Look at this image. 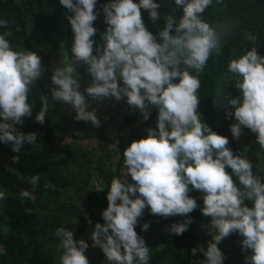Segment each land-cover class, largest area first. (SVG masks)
<instances>
[{
    "label": "clouds",
    "instance_id": "clouds-1",
    "mask_svg": "<svg viewBox=\"0 0 264 264\" xmlns=\"http://www.w3.org/2000/svg\"><path fill=\"white\" fill-rule=\"evenodd\" d=\"M60 3L71 13L70 62L52 71L51 96L39 97L41 108L35 122L45 124L49 100L53 105H68L76 113V121L89 122L96 128L101 121L95 109L88 110L90 101H124L144 120L149 119L150 109L158 113L156 129H147V138L133 141L123 151L127 175L123 181L111 180L108 206L102 212L104 223L95 225L90 236L92 247L102 250L108 264H147L150 250L134 230L144 210L148 208L151 215L167 219L187 217L199 208L202 216L211 218V240L206 250L201 245L191 249L192 256L200 253L204 257L192 264H223L226 257L218 245L233 233L243 238L242 252L251 251L244 256V264H264L262 178L253 172V164L245 155L248 149L234 154L228 138L212 131L198 111L199 76L211 56L222 54L225 38L232 35L228 25H210L204 20L202 14L212 0H174L182 15L178 20L166 15L158 36L145 26L141 9L154 23L161 19L159 3L111 0L100 6L107 25L100 44L93 39L98 31L93 24L100 15L97 0ZM0 28L5 29L0 34V142L19 154L25 144L35 145L38 139L35 133L18 131L16 125H22V118L32 117L29 93L46 69L36 52L12 49L9 38L13 32L8 20L0 19ZM173 30L176 35L170 34ZM244 38L253 45L257 40L250 33H245ZM243 51L245 54L227 64L225 75L229 81L235 80L239 94L230 101L226 118L234 117L236 121L230 125L233 139L238 140L246 128L256 135L255 142L264 150V56L258 54L256 46ZM73 64L86 66L90 75L84 92L79 91L81 85ZM176 80L179 82L174 83ZM19 159V155L11 157L13 164H18ZM6 170L18 180L27 179L34 188L39 184V175L25 178L12 167ZM129 175L134 183L128 182ZM44 187L54 189L50 182ZM192 190L201 194L202 207L190 197ZM19 197L35 202L28 190H22ZM4 198L5 192L0 191V200ZM245 201L253 207L246 206ZM191 223L190 218L184 219L173 223L168 231L181 236ZM148 227L145 223L142 230ZM55 236L62 251L59 264H89L85 240H74V232L63 226L56 229Z\"/></svg>",
    "mask_w": 264,
    "mask_h": 264
},
{
    "label": "trees",
    "instance_id": "trees-1",
    "mask_svg": "<svg viewBox=\"0 0 264 264\" xmlns=\"http://www.w3.org/2000/svg\"><path fill=\"white\" fill-rule=\"evenodd\" d=\"M109 2L111 0H97L96 11L100 15L93 24L98 30L93 37L97 44L102 43L101 35L107 27L100 6ZM133 2L139 3V0ZM154 2L160 4L158 12L161 19L153 23L147 11L141 9V13L145 26L153 35L158 36L164 27L166 15L171 14L178 20L182 9L176 8L174 0ZM70 15L60 0H0V19L8 20L9 30L13 32L9 38L12 49L36 52L46 69L42 79L29 93V102L33 105L32 117L22 118V125H16L17 130L25 135L35 133L38 138L36 144H25L17 154L10 145L0 142V191L5 192V198L0 200V264H59L62 251L58 248L56 229L63 226L73 231L75 240L77 226L81 227L84 221L102 224L100 218L107 208L106 197L111 180L123 179L120 172L123 151L133 141L147 138L146 130H155L157 126L156 109H150L149 119L144 120L139 111L131 109L124 101L117 102L114 99L112 101L118 113L117 127L112 128L114 140L117 141L115 149L110 148L111 141L106 137L107 127L102 119L104 114L97 111L99 104L106 103L108 99L103 102L90 101L88 110H96L101 121L99 128L89 122L76 121V113L68 105H53L51 100L45 124L41 126L35 122V116L41 108L39 97L42 94L51 96L49 88L54 63H60L61 59L65 64L70 62ZM202 15L210 25L231 27L232 35L225 38L222 54L211 56L199 76L201 88L197 93L200 98L198 111L212 131L228 138L234 154L248 149L245 155L253 164L254 174L261 177L264 183V150L255 142L256 135L245 128L244 134L235 140L230 132V125L236 121L234 117L226 118V112L231 110L230 101L239 93L235 88V80L229 81L225 75L228 62L245 54L244 49L250 50L256 46L258 54L264 56V0H212ZM4 31L0 28V34ZM245 33L257 37L255 45L244 38ZM170 34L176 35L174 30ZM158 42L162 40L158 39ZM93 54H96L95 51ZM73 67L85 89L91 79L85 70L86 66L77 67L73 64ZM192 74L195 75L194 72ZM46 84L48 87H45ZM85 95L86 100H90ZM68 138L72 141L67 142ZM94 138L103 141L100 148L85 143ZM14 155L20 157L18 164L12 163L11 157ZM7 167L16 169L25 178L39 175L38 186L34 188L27 179L18 180L16 175L7 172ZM226 171L231 174L230 169ZM233 180L239 183L235 176ZM47 182L54 185V189H46L44 185ZM129 183H134L131 177ZM102 188L103 191H96ZM22 190L30 191L35 196V202L21 200L19 194ZM189 195L196 198L198 205L203 206L198 191L192 190ZM245 204L249 208L253 207L249 201H245ZM37 209L38 212L35 211ZM188 218L192 223L186 233L181 236L170 234L168 229L173 223ZM210 220V217L202 216L199 208L187 217L173 216L167 219L151 215L146 208L134 230L144 238L150 250L147 264H192L194 260H203L200 253L192 256L191 249L198 245L207 249V242L211 240L208 234ZM145 223L149 225L147 231L142 230ZM242 239L239 234L233 233L218 245L226 257L223 264H239L244 262V256L251 254L250 250L242 252ZM84 240L89 245L85 255L92 260L95 258L92 242L87 235Z\"/></svg>",
    "mask_w": 264,
    "mask_h": 264
},
{
    "label": "rangeland",
    "instance_id": "rangeland-1",
    "mask_svg": "<svg viewBox=\"0 0 264 264\" xmlns=\"http://www.w3.org/2000/svg\"><path fill=\"white\" fill-rule=\"evenodd\" d=\"M36 45L39 48V43L38 42H37ZM60 51L63 53L62 50H60ZM61 64L62 65L65 64L62 61V59H61L60 63H54L53 70L56 67L60 66ZM79 83L81 85L79 91H82L84 89L83 83L81 81H79ZM97 108H98L97 111L99 113H101L102 115L104 114L102 116L103 117L102 119H103L104 125L107 127L106 137H107L108 141H111V142H109L110 143L109 146H110L111 149H115V148H117V141L114 140L115 134L113 133L114 131H112L113 130L112 128H116L117 127L116 123L118 121L117 120L118 119V113H117V110L115 108V103L112 101V99H108L106 101V103H100ZM71 141H72L71 138L67 139V142H71ZM85 143H89V144L93 145L95 148H100L102 143H103V141H101L100 139L94 138L92 140H86ZM120 172L123 175V179H122V181H123L125 179L126 175H127V172L123 168V165L121 166ZM127 179H128V182H130V175L127 177ZM108 191H107V193H108ZM107 206H108V201H107ZM84 209L87 211V208H85V206H84ZM100 221H101L102 224L104 223L102 217L100 218ZM95 225H96L95 221L86 220V221H84L83 224H81V227L77 226L78 229L76 230L75 240L76 241H79L81 239L84 240V236L85 235H87L88 239H90L91 233L94 230ZM91 242L93 244L92 240H91ZM91 248L93 250V254H94L95 258L92 259V260L88 259L89 260V264H108V262L105 260V256H104L102 250H100L98 247H95V248L91 247ZM239 264H244V262H239Z\"/></svg>",
    "mask_w": 264,
    "mask_h": 264
}]
</instances>
